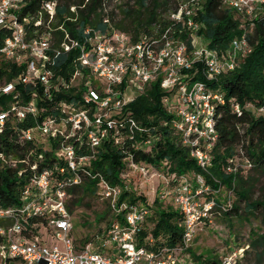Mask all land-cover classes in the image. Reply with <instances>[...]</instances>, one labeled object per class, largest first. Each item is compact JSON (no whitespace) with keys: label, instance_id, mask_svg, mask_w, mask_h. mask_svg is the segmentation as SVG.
I'll return each mask as SVG.
<instances>
[{"label":"trees","instance_id":"16d2710c","mask_svg":"<svg viewBox=\"0 0 264 264\" xmlns=\"http://www.w3.org/2000/svg\"><path fill=\"white\" fill-rule=\"evenodd\" d=\"M45 1L47 0H24L21 13L38 16L37 13L42 11ZM56 1V22L49 25L55 43L63 34L62 31L56 29L61 22H63L64 29L76 38L82 37L83 28L86 26L101 30L110 26L128 33L133 41L146 33L158 37L169 23L168 15L164 17V13L175 8L173 7L175 0H134L133 6L114 8L110 7V0ZM71 4L76 6V14H71L72 17L76 16L75 21L65 18L70 13ZM116 13L121 14V18L116 19ZM104 18H107L109 22H104ZM197 20L202 23L199 33L205 45L219 54L224 53L225 55L231 40L242 33L233 11L223 6L221 0H203L202 11ZM35 21L37 20L27 21L24 25L28 37L33 34L34 30L38 32L48 30L45 27L44 13L39 25L35 26ZM8 35H10L8 27H1L0 48L4 38ZM181 37L185 39L187 32H184ZM246 37L251 51L245 56L237 57V66L233 70L224 71L213 79L205 77L204 66L198 61L187 70L189 82L202 81L211 92L220 93L222 96V101L218 99L211 101L216 138L210 149L213 163L209 166V174L204 173L197 165L196 160L190 154L191 146L183 143L180 133L172 125L174 118L172 109L163 101L169 92L161 87V77L148 82L138 90V94L129 102L128 107L111 112L110 117L115 120L116 125L107 132L106 137L98 146L91 148L85 135L80 136L78 131H74L73 136H65L75 147L77 156L92 155L87 162L81 163L75 172L70 171L66 168V158L57 155L64 142V136L44 134L39 124L47 115H52L59 123L57 126L59 129L69 131V127H65L68 124L61 122L60 108L67 104L82 105V88L70 85L45 97L32 83L20 82L19 76L26 68L24 62L14 63L0 55V85L5 84L6 81L15 85L12 91L0 93V111L8 113L0 125V207H11L18 212L24 203L22 198L24 188L34 176L44 171L53 174L54 184L58 181L72 180L77 175L78 182L62 187L67 193L66 209L70 215L69 202L76 206L81 203L84 194L87 193L95 194L101 200H105L114 215L113 220L104 230L102 236L104 240L111 225L115 221L122 222L123 217L120 212L110 207L108 200L103 196L101 181L104 180L120 187L121 193L117 202L127 200L129 203H140L144 201L142 206L149 208L151 213L140 223L139 243L150 249L176 246L181 243L183 234L182 213L174 204V207L161 206V201L157 197L154 199L155 207L151 209L145 202V197L137 195L129 187L131 178L129 175L135 170H140V174H143L141 171L143 167L145 177L173 173L176 178L167 183L170 188L180 183L179 178L187 179L185 174L188 172H193L194 175L201 174L205 184L210 188L204 194V201L212 202L211 212L215 211L216 214H223L225 217L239 216L240 207L238 203H235L238 201L231 202L227 206L218 199V195H214L221 188H225L235 192L238 200L244 202V213L253 215L254 212H259L260 222L264 227V197L249 199L248 188L243 186L246 181L242 178L238 168L240 161L248 159L251 164L250 169L264 174V113L259 111V108L264 106V20L260 18L255 22ZM187 41L190 49L192 47L190 39L188 38ZM55 45L57 46L58 43ZM75 54L74 50L57 55L52 63L55 73L69 80L74 71ZM50 63L47 62L48 67L52 66ZM34 91L38 93L35 102L36 113H27L23 118H17L11 111V105L16 104L19 107L28 105L34 98ZM130 118L140 125V129L135 128L134 131H129L128 119ZM27 129H32L29 138L23 136ZM9 157L15 161L14 164L8 161L3 162ZM229 164L236 169L229 171ZM62 167L65 170L60 172ZM77 192L79 195L73 198ZM49 219L50 213L48 212L25 215L19 219L22 234L26 237H33L40 233V228L49 227ZM12 223L13 220H0L1 225L8 226ZM148 233L154 238L152 245L144 241ZM252 235L254 237L251 238L248 247H251L253 264H264V234L253 233ZM93 239L85 237L80 244H86ZM102 243L103 241L95 247H100ZM185 253L188 255V260L193 261L194 264H220L216 257L196 255L190 246L185 249ZM245 253L249 254V251L245 250ZM245 253L235 264L242 259L247 261ZM250 259L248 260L251 262Z\"/></svg>","mask_w":264,"mask_h":264},{"label":"built area","instance_id":"2783aa9c","mask_svg":"<svg viewBox=\"0 0 264 264\" xmlns=\"http://www.w3.org/2000/svg\"><path fill=\"white\" fill-rule=\"evenodd\" d=\"M199 1L179 3L167 16L169 23L158 37L146 33L133 41L128 33L110 26L105 30L86 26L83 28L82 37L76 38L64 29L61 22L56 29L63 34L56 46L49 27L52 22H56V0H47L42 5L46 16L45 27L48 30H34L29 37L24 25L30 20H37L34 25H39L42 11L37 13L38 16L22 14L24 0H0V28L5 26L10 30V35L3 40L0 55L14 63H25V71L19 76L20 82L32 83L34 87L39 84L40 92L45 97L70 85H77L83 90L82 105L67 104L60 108L61 122L68 124L65 127H69V131L59 129V123L52 115H47L39 124L44 134L64 136L57 155L66 158L67 169L75 172L81 163L87 162L92 156L76 155L75 147L68 141V137L75 134L74 131H78L80 136L85 135L90 147L94 148L115 127L116 122L111 119L110 114L112 111L121 110L125 103L121 91L115 87L121 85L125 88L141 84L138 87L140 90L158 77H161V87L169 92L163 101L172 109L173 127L180 133L183 143L191 146L190 154L197 165L202 170L209 168L210 149L216 138L211 101H222V96L220 93L211 92L202 81L189 82L187 70L197 61L203 64V73L207 79L233 70L237 66V57L245 56L251 51L246 34L260 18L264 20V0H221L223 6L239 14L236 18L242 29V33L231 40L228 51L222 57L207 46H201L200 49H195L192 43L190 49L187 46L188 38L191 42L192 31L202 27V23L194 17ZM69 12L65 18L75 21L76 16L72 17L71 14H76V6L71 4ZM246 15L251 21L249 25L244 19ZM103 21L109 22L107 18ZM184 32H187L185 39L181 37ZM74 50V71L70 79L66 80L55 73L52 63L57 55ZM47 62H51L52 66L48 67ZM14 88L15 85L9 82L1 88L0 93H8ZM174 95L179 97V103H171L169 97ZM33 96L26 106L11 105V111L17 118H23L27 113H36L38 93L34 91ZM259 111L264 113V106ZM7 115L6 111H0V125ZM128 121L130 132L135 128L140 129L135 120L130 118ZM31 134L32 129H27L23 136L29 138ZM5 161L15 163L11 157L3 162ZM242 162L244 166L251 165L248 159H243ZM235 169L236 167L228 165L229 171ZM64 170V167L60 168V172ZM141 171L144 174L145 169L142 167ZM78 180L76 175L72 180L54 184L53 174L44 171L34 176L24 188V203L18 212L11 207H0V220H13L8 226L0 224V264H194L188 260L185 249L193 242L197 226L212 213V202L204 201V194L210 188L201 174L184 179L166 193L172 197L173 204L183 215L181 243L152 249L138 240L140 223L150 214L149 208L140 203L117 202L121 193L120 187L104 180L101 181L103 196L110 207L123 216L122 222L115 221L106 232L107 237L104 240H111L114 244L103 241L98 248L90 247L91 241L75 244L70 234V215L66 209L67 193L62 187ZM45 212L50 213V219L49 227L43 229L49 236L63 242L64 251L59 249L57 243L44 241L41 233L26 237L21 232L19 219L32 213ZM144 241L152 245V234L148 233ZM240 249L242 248L224 256L220 264H235L242 255V252H238Z\"/></svg>","mask_w":264,"mask_h":264},{"label":"rangeland","instance_id":"374dc122","mask_svg":"<svg viewBox=\"0 0 264 264\" xmlns=\"http://www.w3.org/2000/svg\"><path fill=\"white\" fill-rule=\"evenodd\" d=\"M182 2H186L189 4L190 0H175L173 6L175 8H173L172 10H175L178 4ZM134 4V0H110L111 8L118 6H133ZM202 7L203 0H200L198 8L195 10L196 14L194 17L196 18V20L199 13L202 11ZM172 10H170L168 13H164V17L169 15ZM234 15L236 17H239V14L237 13H234ZM115 16L116 19L121 18V14L119 13H116ZM244 19L248 25L251 24L249 16H244ZM190 38L191 43L195 47V49H200L201 46L206 47L205 41L201 33H199V30L192 31V33L190 34ZM227 49H229V47ZM223 54L224 53H218V55H220L221 57L224 56ZM7 83H9V81H6L5 84ZM5 84L0 85V91ZM139 85L141 86V84H134L133 87L124 88L121 85L115 87L116 90L121 91L122 99L124 98L123 100L125 101V103L122 104V107H128L129 102L134 98L135 95L138 94L137 90ZM35 87L41 89V86L39 84H37ZM169 98L172 104L179 103V97L177 95ZM138 126L140 125L138 124ZM212 163L213 162L211 160L210 166L212 165ZM238 168L240 169L242 178L246 181L243 186L244 188H248L249 199L255 200L264 197V174L254 171L248 166H244L242 161H240V165L238 166ZM209 171V168L203 170V172L206 174H209ZM193 175V172H188L185 174V177L187 179H190ZM129 176H131L129 187L137 195L144 196L146 199L145 202L151 209L155 207L154 199L156 197L161 201V206L174 207L172 197L166 194L167 191L171 189L167 183L173 178H176L173 173H168L166 175H151L150 177H145L143 174H140V170H135ZM178 181L183 182L184 178H179ZM215 194L216 196L218 195V199H220L223 204H227V206L231 202L238 201L235 203H238L240 207V210L238 211L239 216L237 217L235 215H231V217H225L223 214H216L215 211H212V213L209 215V219H205L203 223L197 226L195 238L190 245L191 250L196 255H201L202 257H206L207 255H209L216 257L217 260L221 261L224 256L242 247V249H240L238 252H242V254H244L245 250H248L249 254L245 253L244 255L247 256V261L245 262L242 259L237 264H246L247 262H250L248 260L250 258V264H253L254 259H252L253 256L250 253L251 247H248V243L250 242L251 238L254 237V235H252L253 233L264 234V227L260 222L261 214L259 212H254L253 215L244 213V202L238 200L237 194L235 192H231L226 190L225 188H221V190L214 193V195ZM78 195L79 192L73 195V198ZM143 203L144 201L140 202L141 205ZM69 205L71 207L70 220L72 223V230L70 234L75 244L79 245L82 242V239L85 237H90V239L94 238L90 242V247H95L96 244L100 243L101 241H105L106 244H114V242L111 240L102 239L104 230L111 223L114 215V212L110 210L105 200H101L99 196L95 194L87 193L84 194L81 203H78L75 206L69 202ZM40 233L44 241H46L47 243H57L61 251L65 250L63 242L59 239L49 236L45 229L41 228ZM236 261H238V259Z\"/></svg>","mask_w":264,"mask_h":264}]
</instances>
